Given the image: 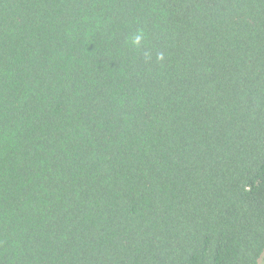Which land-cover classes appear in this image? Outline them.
Returning <instances> with one entry per match:
<instances>
[{
    "label": "trees",
    "instance_id": "16d2710c",
    "mask_svg": "<svg viewBox=\"0 0 264 264\" xmlns=\"http://www.w3.org/2000/svg\"><path fill=\"white\" fill-rule=\"evenodd\" d=\"M264 0H0V264H260Z\"/></svg>",
    "mask_w": 264,
    "mask_h": 264
},
{
    "label": "rangeland",
    "instance_id": "374dc122",
    "mask_svg": "<svg viewBox=\"0 0 264 264\" xmlns=\"http://www.w3.org/2000/svg\"><path fill=\"white\" fill-rule=\"evenodd\" d=\"M260 264H264V255H263V257H262V259L260 261Z\"/></svg>",
    "mask_w": 264,
    "mask_h": 264
}]
</instances>
